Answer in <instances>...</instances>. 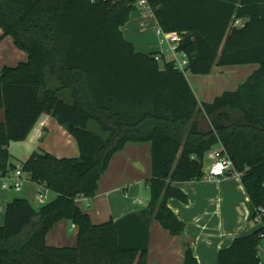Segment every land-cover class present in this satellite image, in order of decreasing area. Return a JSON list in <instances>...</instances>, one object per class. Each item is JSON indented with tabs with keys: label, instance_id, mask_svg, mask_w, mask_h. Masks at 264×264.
I'll list each match as a JSON object with an SVG mask.
<instances>
[{
	"label": "trees",
	"instance_id": "1",
	"mask_svg": "<svg viewBox=\"0 0 264 264\" xmlns=\"http://www.w3.org/2000/svg\"><path fill=\"white\" fill-rule=\"evenodd\" d=\"M165 31H187L180 44L186 72L206 75L216 65L258 63L235 90L201 102L186 73L128 40L122 27L138 0H0L3 35L28 53L0 71V174L17 169L9 150L39 117L57 118L78 142L77 157L35 151L23 172L54 195L40 207L14 197L0 224V264H148L147 250L123 248L115 223L96 224L78 201L92 198L112 156L128 142L152 143L149 207L173 235L185 221L168 200L188 201L174 183L200 179L215 146L233 160L249 197L250 219L264 207V0H148ZM236 19L242 22L235 25ZM162 61V64H160ZM58 82L49 87L48 75ZM68 90L72 101L60 93ZM95 121L107 134L89 128ZM78 230L75 246L54 247L47 234L60 220ZM262 225L222 248L217 264H264ZM185 264H199L188 246Z\"/></svg>",
	"mask_w": 264,
	"mask_h": 264
},
{
	"label": "crops",
	"instance_id": "2",
	"mask_svg": "<svg viewBox=\"0 0 264 264\" xmlns=\"http://www.w3.org/2000/svg\"><path fill=\"white\" fill-rule=\"evenodd\" d=\"M157 25L155 15L139 7L132 12L131 20L122 27V31L137 50L157 52L161 50ZM2 35L3 29L0 27V71L4 66H16L28 59V53L15 45L12 36L1 38ZM237 65L247 68L230 69ZM258 67V63L223 65L224 69L221 67L217 71L231 75L226 76L229 86L226 90H235ZM200 86L192 85L199 100ZM214 97L200 101H212ZM3 119L4 109L0 108V121ZM9 150L13 159L23 152L25 160L35 151H47L59 158L77 157L80 154L75 137L56 117L48 113L39 117L25 140L12 141ZM151 150V141L128 142L112 156L109 167L99 179L95 196L78 201L96 224L110 220L115 223L121 247L147 250L148 264H185L186 251L190 246L199 264H217L220 249L230 246L235 238L251 234L261 227V221L250 219L249 197L243 183L235 189L229 185L223 186L231 176L227 175L213 180L216 188H209L208 183L200 182L199 179L174 183L189 197L188 202L178 198L168 200V206L186 223L184 234H171L153 217L149 207L151 191L147 179L153 171ZM209 152L205 158H209ZM37 187L36 181L25 177L20 190L7 188L0 177V213L6 211L7 203L12 198L20 197L19 193L34 206L40 207L42 204L37 197ZM145 187L149 193L146 201H142L137 196ZM54 195L52 193L51 197ZM4 221L5 217L0 224ZM72 229L73 234L78 236L77 226L71 220L58 221L47 235L48 244L54 247L75 246L77 241L69 238ZM260 255L264 262V237Z\"/></svg>",
	"mask_w": 264,
	"mask_h": 264
},
{
	"label": "built area",
	"instance_id": "3",
	"mask_svg": "<svg viewBox=\"0 0 264 264\" xmlns=\"http://www.w3.org/2000/svg\"><path fill=\"white\" fill-rule=\"evenodd\" d=\"M140 8L145 9L147 12L152 13L151 6L148 0H138L137 4ZM242 22L241 19H236L234 24L238 25ZM156 32L159 38V43L166 44L167 48L157 51L155 54L156 59H162L163 57L167 61H173L174 67L180 71L187 73L186 68L189 64L188 54L180 49L181 42L185 39L188 32L187 31H165L162 27L157 25ZM206 168H204L205 173L208 179L218 180L227 175H231L236 178H241L244 172L235 169L233 160L231 157L222 151L221 147H213L209 152V160L206 162ZM2 183L7 188H15L20 190L24 181V172L21 165L17 166V169L10 172L8 175H1ZM52 192L45 184L38 183L37 187V197L39 202L43 205L51 200ZM88 198L82 196L81 198ZM80 198V199H81ZM264 216V207L260 208V212L257 215V221H261Z\"/></svg>",
	"mask_w": 264,
	"mask_h": 264
},
{
	"label": "rangeland",
	"instance_id": "4",
	"mask_svg": "<svg viewBox=\"0 0 264 264\" xmlns=\"http://www.w3.org/2000/svg\"><path fill=\"white\" fill-rule=\"evenodd\" d=\"M158 40V38H157ZM161 47H163V49H166L167 48V45L166 44H161ZM160 64H162V61H160ZM224 69L223 66H219V65H216L213 69V72L211 73V75H202L200 76L201 74H192V73H189L187 72L186 75L188 76L189 78V81L190 83L195 87L196 85L200 84L201 89H199L198 91V94H199V97L201 98L200 100L203 101L204 98L208 99V98H212L214 97L215 95H219L221 94L224 90L228 89V84L227 83V77L226 76H229L231 77V75L229 74H226L225 72H219L217 70L219 69ZM243 68H247V67H244L242 65H237L236 67H233L230 68L232 70H244ZM236 77H239L237 74H234ZM48 82H49V87L51 88H56L59 84L57 82V80L55 79L54 76L52 75H48ZM202 95H204V97H202ZM60 96L62 98H64V100H66L67 102H71L72 101V97H71V94L68 90H64L63 92L60 93ZM89 128L99 134V135H102V136H106L107 134L101 129V126L96 123L95 121H91V123L89 124ZM19 155L20 156H15L13 161L17 164H20L22 165V161L25 160V154L23 152H19ZM207 160H209L208 157L205 158L204 160V168L205 165L207 164ZM207 173H205V176L203 175L199 181L200 182H203V183H208L209 185V188L210 187H215V182L211 179H208L207 176H206ZM24 177H28V174L25 173L24 174ZM229 180H226L225 183H223V186H226V185H229V187H231V189H235L237 188L239 185L241 186L242 184V181L240 178H236V177H228ZM216 188V187H215ZM219 191V190H218ZM148 191L146 189V187L144 188L143 191H140L138 193V196L137 197H140L142 199V201H146L147 197H148ZM20 197L22 195V193H19L18 194ZM188 195V193H187ZM189 197V196H188ZM188 202V201H187ZM5 217V212H1L0 213V222L3 221ZM75 229V228H74ZM74 229H72V231L70 232V236L69 238L72 239V240H75L77 241V235L76 234H73L74 232ZM48 235V234H47ZM74 241V242H75Z\"/></svg>",
	"mask_w": 264,
	"mask_h": 264
}]
</instances>
